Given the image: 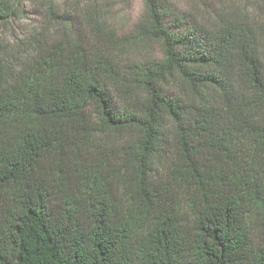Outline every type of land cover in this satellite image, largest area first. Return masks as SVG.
<instances>
[{"label": "trees", "instance_id": "obj_1", "mask_svg": "<svg viewBox=\"0 0 264 264\" xmlns=\"http://www.w3.org/2000/svg\"><path fill=\"white\" fill-rule=\"evenodd\" d=\"M145 4L151 61L71 40L53 8L58 39L0 46V264H264L258 34Z\"/></svg>", "mask_w": 264, "mask_h": 264}, {"label": "rangeland", "instance_id": "obj_2", "mask_svg": "<svg viewBox=\"0 0 264 264\" xmlns=\"http://www.w3.org/2000/svg\"><path fill=\"white\" fill-rule=\"evenodd\" d=\"M174 13L198 26L217 29L218 23H249L258 34L264 55V0H163ZM22 15L0 24V46L17 56L33 55L37 43L58 39L61 26L50 21L49 11L69 20L70 39L94 49L107 40L124 63L161 57V48L142 42L137 29L146 14L145 0H20ZM247 21V22H246ZM32 44H28L27 40ZM24 41V45H22ZM25 47V48H24Z\"/></svg>", "mask_w": 264, "mask_h": 264}]
</instances>
